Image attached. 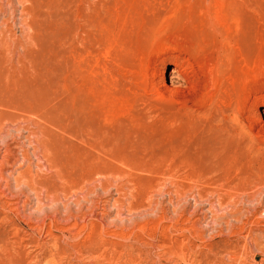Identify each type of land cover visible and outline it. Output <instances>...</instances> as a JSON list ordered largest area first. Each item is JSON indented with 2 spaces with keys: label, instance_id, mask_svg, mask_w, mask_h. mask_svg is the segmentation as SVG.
I'll use <instances>...</instances> for the list:
<instances>
[{
  "label": "rangeland",
  "instance_id": "1",
  "mask_svg": "<svg viewBox=\"0 0 264 264\" xmlns=\"http://www.w3.org/2000/svg\"><path fill=\"white\" fill-rule=\"evenodd\" d=\"M0 264H264V0H0Z\"/></svg>",
  "mask_w": 264,
  "mask_h": 264
},
{
  "label": "bare ground",
  "instance_id": "2",
  "mask_svg": "<svg viewBox=\"0 0 264 264\" xmlns=\"http://www.w3.org/2000/svg\"><path fill=\"white\" fill-rule=\"evenodd\" d=\"M228 99L229 100L232 99V96L230 95ZM222 117L224 118L222 128H227L225 124L226 125L232 124L231 126L232 131L227 132L228 140L223 141V146L221 148V149L223 148L225 149L226 147L225 145H227L234 138V134L239 135L241 133H247V132L245 129V124L242 121V115L240 113H237V109L233 104L232 100L230 103L225 102V108L222 109ZM85 121H86V126L84 127L80 137L83 143V150L88 157H93L98 163L102 157L105 158L106 154H108L111 150L116 148L117 140L113 139V137H111L108 131L101 129L98 126H93L91 124L93 123L91 119H86ZM221 130L223 131V129Z\"/></svg>",
  "mask_w": 264,
  "mask_h": 264
}]
</instances>
